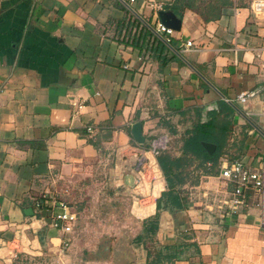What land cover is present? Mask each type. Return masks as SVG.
Masks as SVG:
<instances>
[{
  "label": "crops",
  "instance_id": "1",
  "mask_svg": "<svg viewBox=\"0 0 264 264\" xmlns=\"http://www.w3.org/2000/svg\"><path fill=\"white\" fill-rule=\"evenodd\" d=\"M186 1L164 4L181 26L171 34L174 56L161 64V53L131 43L147 39L131 21L154 31L160 21L148 0H0V264H65L64 233L33 198L101 172L150 239L134 264H264V195L250 190L248 205L232 213L212 196L232 187L220 174L226 162H263L264 13L230 0L206 19L200 9L210 0ZM210 114L229 121L213 172L185 161L180 207L162 200L157 208L167 181L151 141L165 135L177 157L186 130ZM137 120L142 143L130 134ZM156 211V231L144 234ZM18 231L22 250L13 256L1 245Z\"/></svg>",
  "mask_w": 264,
  "mask_h": 264
},
{
  "label": "rangeland",
  "instance_id": "2",
  "mask_svg": "<svg viewBox=\"0 0 264 264\" xmlns=\"http://www.w3.org/2000/svg\"><path fill=\"white\" fill-rule=\"evenodd\" d=\"M103 173L58 182L59 196L75 211L65 264H134L139 244L138 223L132 218L126 194L112 191ZM146 242V243H145Z\"/></svg>",
  "mask_w": 264,
  "mask_h": 264
},
{
  "label": "trees",
  "instance_id": "3",
  "mask_svg": "<svg viewBox=\"0 0 264 264\" xmlns=\"http://www.w3.org/2000/svg\"><path fill=\"white\" fill-rule=\"evenodd\" d=\"M180 1V0H176ZM186 5L195 6L191 1L187 0ZM220 2V3H218ZM230 3V0H210L205 5L201 6L200 13L206 19L210 17H215L220 14L222 7ZM125 20H121L119 23L123 24ZM140 20L134 19L131 21L133 25H141L143 31L142 38H147L146 43L142 40L137 42L136 39L139 37H132L131 43L137 45L140 50L144 53H150V51H156L161 53V56H158L161 64H164L171 57L174 56V52L171 49L173 44L170 41H166L159 33L154 31L150 25L141 24ZM129 24V20H127ZM149 44V46L147 45ZM172 45V46H171ZM153 49V50H152ZM229 121L225 117H217L210 114V118L206 121H197L191 128L186 130V133L182 139L181 154L177 157L173 156L166 148H162L156 154V159L161 168L166 181L167 188L162 191L161 195L157 199V208L161 206V201L164 200V205H167V202L174 204L177 207H180V198L178 196V185L183 182L181 173L183 170V163L190 158L194 157L201 160V165L203 173L213 172V165L218 159L221 153V147L225 136L227 135V128ZM202 141H212L216 143V149L208 153L202 144ZM206 160L211 161L212 165L206 166ZM197 175V174H196ZM199 176V174H198ZM199 181V177L191 180V183L195 184ZM38 198H33L34 200ZM158 223V211L154 215L146 218L143 221L144 234L154 233L157 228ZM137 240H140L143 237V233L137 234Z\"/></svg>",
  "mask_w": 264,
  "mask_h": 264
},
{
  "label": "built area",
  "instance_id": "4",
  "mask_svg": "<svg viewBox=\"0 0 264 264\" xmlns=\"http://www.w3.org/2000/svg\"><path fill=\"white\" fill-rule=\"evenodd\" d=\"M134 0H128L133 2ZM152 6L155 14L159 9L164 7V4L168 0H148ZM251 8L256 13H264V0H251ZM156 32H158L166 41L171 40V34L174 29L167 27L161 21L156 22ZM192 41L190 39L185 40L184 45L190 46ZM247 93H239L237 99L244 101L247 97ZM76 104V101L72 102ZM87 129L91 130V127ZM167 144V138L165 135L157 137L151 141V151L157 154L160 149L165 148ZM206 166H211V161L205 162ZM207 174H211L210 172ZM221 176L227 183H231L230 190H226V196H218L216 192L212 193L213 200L218 204V207L226 212L239 211L244 206L248 205L247 194L250 190L253 192L264 195V157L261 167L252 168L242 161V159L235 158L226 162L223 168L220 170ZM209 195V192L207 193ZM47 203V204H46ZM34 208L39 213L45 210L42 218L51 226L59 228L63 231V245L65 246L69 240V233L72 231V223L76 217L75 211L65 202L60 196H55L53 192L48 189L40 192L38 198L34 200ZM2 247L7 249L8 254L16 256L22 246L21 233L16 232L12 238L3 240Z\"/></svg>",
  "mask_w": 264,
  "mask_h": 264
},
{
  "label": "water",
  "instance_id": "5",
  "mask_svg": "<svg viewBox=\"0 0 264 264\" xmlns=\"http://www.w3.org/2000/svg\"><path fill=\"white\" fill-rule=\"evenodd\" d=\"M158 15L160 21L174 30H178L181 26V18L178 17L171 9L162 8L158 10ZM130 134L134 138L135 141L142 143L144 142V135L142 133V122L140 120L134 121L130 127ZM202 144L208 151H212L214 148V143L208 141H202ZM25 212L32 213V208L28 207L25 209Z\"/></svg>",
  "mask_w": 264,
  "mask_h": 264
}]
</instances>
